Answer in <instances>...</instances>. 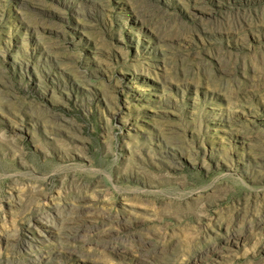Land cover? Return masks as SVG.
Listing matches in <instances>:
<instances>
[{
	"label": "rangeland",
	"instance_id": "1",
	"mask_svg": "<svg viewBox=\"0 0 264 264\" xmlns=\"http://www.w3.org/2000/svg\"><path fill=\"white\" fill-rule=\"evenodd\" d=\"M0 264H264V0H0Z\"/></svg>",
	"mask_w": 264,
	"mask_h": 264
}]
</instances>
